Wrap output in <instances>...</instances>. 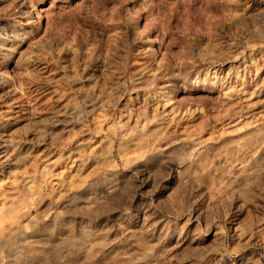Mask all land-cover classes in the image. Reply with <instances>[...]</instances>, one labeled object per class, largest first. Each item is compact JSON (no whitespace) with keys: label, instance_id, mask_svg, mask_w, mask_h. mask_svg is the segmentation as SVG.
I'll list each match as a JSON object with an SVG mask.
<instances>
[{"label":"rangeland","instance_id":"obj_1","mask_svg":"<svg viewBox=\"0 0 264 264\" xmlns=\"http://www.w3.org/2000/svg\"><path fill=\"white\" fill-rule=\"evenodd\" d=\"M1 232L0 264H264V0H0Z\"/></svg>","mask_w":264,"mask_h":264},{"label":"bare ground","instance_id":"obj_2","mask_svg":"<svg viewBox=\"0 0 264 264\" xmlns=\"http://www.w3.org/2000/svg\"><path fill=\"white\" fill-rule=\"evenodd\" d=\"M39 15V14H38ZM39 18H40V16H39ZM13 145V144H12ZM8 147H10V145L8 146ZM16 147V146H15ZM14 147V148H15ZM13 148V149H14ZM25 150V149H24ZM13 151V150H12ZM17 157V156H16ZM19 160H20V158H19ZM18 215V214H17ZM15 216V215H14ZM28 217V216H27ZM10 219V218H9ZM10 226V225H9ZM4 229L5 228H3V230L2 231H4ZM5 233V232H4ZM1 234H2V232H1ZM3 235V234H2ZM2 237V236H1ZM3 243H12V240H11V236L10 235H3V237L0 239V245L1 244H3ZM9 246V245H8ZM13 246V245H12Z\"/></svg>","mask_w":264,"mask_h":264}]
</instances>
